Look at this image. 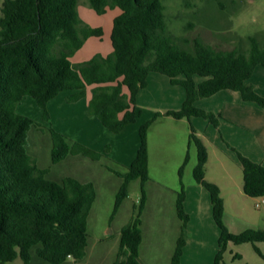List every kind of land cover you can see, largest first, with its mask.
<instances>
[{
  "label": "trees",
  "instance_id": "1",
  "mask_svg": "<svg viewBox=\"0 0 264 264\" xmlns=\"http://www.w3.org/2000/svg\"><path fill=\"white\" fill-rule=\"evenodd\" d=\"M80 0H5L0 16V264L18 259L31 264L33 249L51 264L69 259L84 260L89 248V216L97 199L92 182L72 177L61 181L47 178L50 169H41L29 154V132L43 130L41 124L17 113L25 98L35 100L43 121L50 122L49 104L60 94L74 92L69 103H77L91 91L88 116L98 119L112 134L120 135L141 117L138 96L148 85L151 73L170 78L186 91L180 110L157 113L140 128V148L129 167L107 161L104 166L123 180L114 205L113 217L129 197L133 181L141 182L138 218L121 229L120 248L128 252L122 264H141L143 243L142 215L146 203L145 186L149 173L148 135L162 117L177 121L200 118L220 128V116L197 107V102L222 91L239 92L243 100L264 108V97L247 82L257 67L264 68V43L256 37L249 47L221 49L198 38H175L170 30L164 0H87L99 16L118 9L111 35L112 52L96 55L75 66L72 58L91 38L101 39L103 30L83 23L78 11ZM191 7V0H184ZM221 4V0H208ZM235 3V2H233ZM196 77L203 79L198 84ZM52 139V163L69 156H83L103 162L104 153L96 152L56 131L46 128ZM190 142L198 153L193 171L196 184L211 196L213 217L220 230L219 250L214 264H222L228 246L252 244L256 252L264 242V229L230 232L224 222L225 202L221 189L206 180L209 156L207 147L191 124ZM238 157L244 178V194L264 199V166L228 145ZM105 153H110L107 147ZM189 155L179 171L182 178ZM186 192L182 184L177 193V215L182 234L171 264H181L186 246L185 232L189 215L185 210ZM239 257V256H237Z\"/></svg>",
  "mask_w": 264,
  "mask_h": 264
},
{
  "label": "rangeland",
  "instance_id": "2",
  "mask_svg": "<svg viewBox=\"0 0 264 264\" xmlns=\"http://www.w3.org/2000/svg\"><path fill=\"white\" fill-rule=\"evenodd\" d=\"M4 1L0 0V16ZM164 4L167 9L169 30L175 38H187L188 40L198 38L207 45L221 49H234L240 45L243 50H246L251 37H256L264 43V0H221V4L208 0H191V7L187 6L184 0H164ZM78 11L85 25L101 28L104 34L101 39L91 38L85 42L84 47L72 58V63L75 66L90 61L96 55L105 57L112 52L113 21L120 13L118 9H115L99 16L87 0L79 1ZM28 100H30L28 102H33V106H30L28 102L24 103L19 107L18 114L31 118L44 128L43 130L33 128L29 132V154L37 166L41 169H50L47 176L50 180L58 182L65 177H72L84 183L92 182L97 190V199L89 216L87 257L81 261L69 259L63 264H122L126 261L128 252L120 248V230L121 227L138 218L141 197L140 180L130 184L129 197L124 200L119 212L113 217L115 201L123 180L109 172L104 164L110 160L107 163L118 169L116 168L118 163L104 151L106 159L103 162H94L83 156H69L61 163L54 165L51 156L52 139L50 133L45 129H63L59 125V111H56V114L52 113L53 116L49 112L50 122L52 119L53 122L46 123L39 114L40 109L35 101L32 98ZM212 128L218 132L220 141L227 149H230L228 145L233 147L226 140L227 137L231 141L240 140L239 134L235 131L225 134L220 128ZM192 145L194 152L195 146ZM206 147L210 159L208 175L212 181L216 179L215 181L223 186L224 196L228 203V217L235 224L240 225L239 227L264 229V202L261 199H252L245 195L239 197L238 195V190L244 186L241 169L232 165V179L223 178L222 171L218 169V158L221 156L213 145H206ZM172 169L169 166L167 173L159 178H154L156 180L148 182L145 186L150 198L160 199L159 196L162 195L165 202L157 200V212L153 213L150 209L147 212L143 211L140 216L141 223L144 225L141 226L143 232V243L139 253L141 264H171L177 241L182 234V222L176 216L173 205L176 197L173 192L175 190L179 193L182 184L185 188L187 181L182 178L181 184V180L173 173ZM151 204L153 207L154 201H151L150 206ZM160 208H162V213L159 212ZM186 236L187 232H185ZM230 246L224 254L222 264H264V257L256 252L252 244ZM257 247L264 256V242L259 243ZM31 255V264H51L39 258L36 249L32 250ZM236 255H239L241 259L234 261ZM8 264H23V261L18 259Z\"/></svg>",
  "mask_w": 264,
  "mask_h": 264
},
{
  "label": "crops",
  "instance_id": "3",
  "mask_svg": "<svg viewBox=\"0 0 264 264\" xmlns=\"http://www.w3.org/2000/svg\"><path fill=\"white\" fill-rule=\"evenodd\" d=\"M118 15L120 13L116 17ZM196 82L200 84L203 79L196 77ZM247 84L264 97V68L261 66L257 67L253 77ZM73 94L74 92L62 93L50 102L49 112L53 116L56 111H59V125L63 128L55 130H59L58 132L71 140L99 153H103L107 147H110L108 156L125 167L131 166L137 157L141 144L140 128L157 113L180 110L186 100V91L183 87L173 85L170 78L166 75L151 73L148 77L147 87L141 90L138 96V106L142 112L141 117L137 123L128 126L123 133L115 135L110 133L96 118H89L90 90H87L86 98L77 103H69L68 98ZM28 99L25 98L20 103L17 113L19 107L30 101ZM33 101L35 100L33 99ZM28 103L33 106V102ZM196 105L202 110L220 116V129L223 133L231 134L235 131L239 134V141H231L228 137L226 140L243 155L264 166V108L255 103L244 101L239 92L229 90L219 92L210 98L202 99ZM39 114L41 117L43 116L41 110ZM51 122H53V119ZM191 124L197 130V134L203 142H206V145H213L221 156L218 158V169L222 171L223 178L232 179L233 166L242 171L237 154L222 144L218 132L212 128L214 126L209 121L200 118H193L191 121H177L172 118L162 117L152 125L148 135L149 173L151 181H154L156 180L154 178H159L164 173H167L170 166L173 168V173L180 179L179 171L189 155V163L186 166L183 178L187 181L185 187V210L190 219L186 230V246L181 264H214L219 250L220 230L214 221L213 205L209 192L194 181L193 171L198 163V153L196 147L193 152V145L190 142ZM208 163L206 178L208 182L217 185L221 189L225 202L224 222L230 232L241 234L249 229H260V227L242 228L231 221L227 213L228 203L224 196L223 186L215 181L216 179L212 181L209 178L210 159ZM173 193L176 196L173 205L178 217L176 209L178 191L174 190ZM238 195L239 197L245 195L243 188L238 190ZM245 197L247 196L245 195ZM159 198H150L147 194V203L144 211L147 212L151 209L153 213L157 212V200L163 201L162 203L165 202L162 195ZM261 200L263 201V199ZM151 201H154L153 207V204L150 206ZM159 212L162 213V208L159 209ZM142 226L144 225L142 224ZM230 245L232 247L237 246ZM230 247L229 249H231ZM237 256L239 255L234 257V261L241 259L240 256Z\"/></svg>",
  "mask_w": 264,
  "mask_h": 264
},
{
  "label": "water",
  "instance_id": "4",
  "mask_svg": "<svg viewBox=\"0 0 264 264\" xmlns=\"http://www.w3.org/2000/svg\"><path fill=\"white\" fill-rule=\"evenodd\" d=\"M263 202H264V199H263Z\"/></svg>",
  "mask_w": 264,
  "mask_h": 264
}]
</instances>
